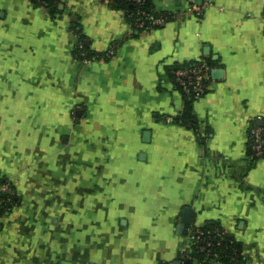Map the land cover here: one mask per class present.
Instances as JSON below:
<instances>
[{"label":"crops","instance_id":"0c3cea01","mask_svg":"<svg viewBox=\"0 0 264 264\" xmlns=\"http://www.w3.org/2000/svg\"><path fill=\"white\" fill-rule=\"evenodd\" d=\"M56 3L0 0V264H175L208 224L264 264V0H150V30ZM203 60L192 99L174 70Z\"/></svg>","mask_w":264,"mask_h":264},{"label":"built area","instance_id":"2783aa9c","mask_svg":"<svg viewBox=\"0 0 264 264\" xmlns=\"http://www.w3.org/2000/svg\"><path fill=\"white\" fill-rule=\"evenodd\" d=\"M137 4H143L145 0H134ZM40 2L45 3L44 0ZM164 17L156 16L153 12L138 11L134 19L135 25L150 30L153 26L159 25L164 22ZM213 66L208 61L194 62L188 65H183L175 68L174 78L176 85L182 92L193 99L202 97L209 89L211 81V73ZM253 142L252 148L259 154H264V132L259 128H254L251 132ZM4 190L9 189L8 184H4ZM190 233V243L193 245L194 250H198L204 255L208 263L221 262V256L226 252L225 250H215V247L220 245L221 240L228 233L222 228H214L212 234H207L202 228H192ZM215 239L218 242L215 243ZM232 249V247H230ZM185 254L182 255L179 263L181 264L185 259H192V256L183 249ZM239 254L233 251V255L229 260L230 264H244L238 262ZM203 264V262H200Z\"/></svg>","mask_w":264,"mask_h":264},{"label":"trees","instance_id":"16d2710c","mask_svg":"<svg viewBox=\"0 0 264 264\" xmlns=\"http://www.w3.org/2000/svg\"><path fill=\"white\" fill-rule=\"evenodd\" d=\"M38 2L41 0H37ZM45 5L49 6L52 9H56V0H44ZM114 3L118 4L120 7H122L126 12H127V17L128 20L134 25L135 21L134 19L136 18V14L138 11H145V12H152L151 5H150V0H145L143 4H137L134 0H112ZM130 4H134V8H130ZM156 16H159L155 14ZM193 99V98H192ZM191 112V108L188 105L186 108L185 116H189ZM5 182H8V180H0V184H5ZM11 187V186H10ZM10 193L2 192L0 194L1 198L5 199V201L10 200L11 195ZM13 200V197L11 198ZM2 206L3 204L0 203V213L2 212ZM3 214V212H2ZM214 228H220L219 225L217 224H208L207 226L203 227L202 230L207 234H212ZM218 242V239H215V243ZM232 247V249H230ZM215 250H225V254L221 256V262L225 264H230L229 260L231 259L233 255V251H236L239 254L238 262L243 263V257L241 254L240 246L236 241L230 236V235H225L223 239L220 242V245L218 247H215ZM193 259L199 260L200 262H203V264L208 263L207 260L205 259L204 255L198 252V250H193V253L191 254ZM180 264V263H179ZM181 264H190L187 259H185Z\"/></svg>","mask_w":264,"mask_h":264},{"label":"water","instance_id":"95a60500","mask_svg":"<svg viewBox=\"0 0 264 264\" xmlns=\"http://www.w3.org/2000/svg\"><path fill=\"white\" fill-rule=\"evenodd\" d=\"M219 74V70L218 71H214L213 74ZM193 217V210L191 208H187L184 211V219H183V225L178 227L179 232L183 231L185 226L184 225H190L191 224V220ZM175 264H179L178 262H176Z\"/></svg>","mask_w":264,"mask_h":264}]
</instances>
